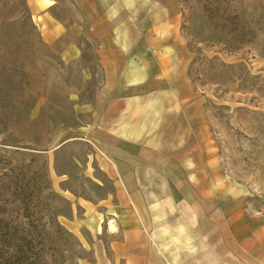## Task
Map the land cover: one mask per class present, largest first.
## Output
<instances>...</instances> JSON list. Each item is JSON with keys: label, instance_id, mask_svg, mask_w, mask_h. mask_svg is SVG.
I'll return each mask as SVG.
<instances>
[{"label": "crops", "instance_id": "0c3cea01", "mask_svg": "<svg viewBox=\"0 0 264 264\" xmlns=\"http://www.w3.org/2000/svg\"><path fill=\"white\" fill-rule=\"evenodd\" d=\"M25 3L66 62L79 59V32L95 43L98 86L83 130L114 193L100 264H264V219L246 214V191L220 174L176 4ZM61 6L69 25L56 17Z\"/></svg>", "mask_w": 264, "mask_h": 264}, {"label": "rangeland", "instance_id": "374dc122", "mask_svg": "<svg viewBox=\"0 0 264 264\" xmlns=\"http://www.w3.org/2000/svg\"><path fill=\"white\" fill-rule=\"evenodd\" d=\"M168 2L220 174L246 191V214L264 219V0ZM32 25L25 0H0V155L10 154L1 172L29 166L44 264H100L114 193L83 130L98 86L95 43L79 32V59L66 62Z\"/></svg>", "mask_w": 264, "mask_h": 264}, {"label": "trees", "instance_id": "16d2710c", "mask_svg": "<svg viewBox=\"0 0 264 264\" xmlns=\"http://www.w3.org/2000/svg\"><path fill=\"white\" fill-rule=\"evenodd\" d=\"M9 155H0V163ZM28 167L7 173L0 168V264H44L34 218L39 192L33 187Z\"/></svg>", "mask_w": 264, "mask_h": 264}]
</instances>
